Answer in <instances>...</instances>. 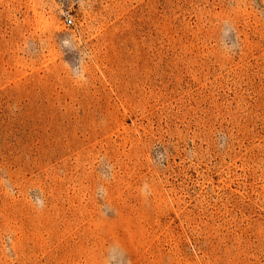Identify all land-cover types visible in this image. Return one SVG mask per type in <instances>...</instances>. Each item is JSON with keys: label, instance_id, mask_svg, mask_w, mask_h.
Returning a JSON list of instances; mask_svg holds the SVG:
<instances>
[{"label": "rangeland", "instance_id": "1", "mask_svg": "<svg viewBox=\"0 0 264 264\" xmlns=\"http://www.w3.org/2000/svg\"><path fill=\"white\" fill-rule=\"evenodd\" d=\"M0 264H264V0H0Z\"/></svg>", "mask_w": 264, "mask_h": 264}, {"label": "clouds", "instance_id": "2", "mask_svg": "<svg viewBox=\"0 0 264 264\" xmlns=\"http://www.w3.org/2000/svg\"><path fill=\"white\" fill-rule=\"evenodd\" d=\"M67 46V41L65 42ZM77 82H85V75H84V70L81 69L79 72V75L76 77Z\"/></svg>", "mask_w": 264, "mask_h": 264}, {"label": "built area", "instance_id": "3", "mask_svg": "<svg viewBox=\"0 0 264 264\" xmlns=\"http://www.w3.org/2000/svg\"><path fill=\"white\" fill-rule=\"evenodd\" d=\"M65 25H67V26L72 25V19H66L65 20Z\"/></svg>", "mask_w": 264, "mask_h": 264}]
</instances>
